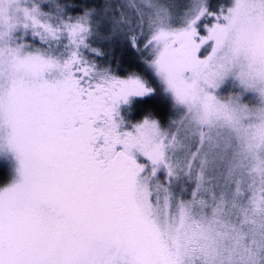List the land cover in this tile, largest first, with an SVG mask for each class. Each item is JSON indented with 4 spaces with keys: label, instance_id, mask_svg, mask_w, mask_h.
<instances>
[{
    "label": "snow or ice",
    "instance_id": "1",
    "mask_svg": "<svg viewBox=\"0 0 264 264\" xmlns=\"http://www.w3.org/2000/svg\"><path fill=\"white\" fill-rule=\"evenodd\" d=\"M0 264H264V0H0Z\"/></svg>",
    "mask_w": 264,
    "mask_h": 264
}]
</instances>
